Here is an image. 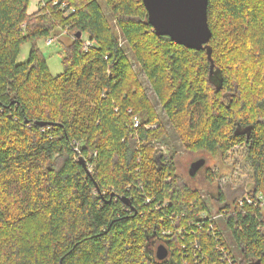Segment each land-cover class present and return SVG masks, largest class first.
<instances>
[{
	"label": "trees",
	"instance_id": "obj_1",
	"mask_svg": "<svg viewBox=\"0 0 264 264\" xmlns=\"http://www.w3.org/2000/svg\"><path fill=\"white\" fill-rule=\"evenodd\" d=\"M105 2L0 0V264H264V204L237 203L264 192V0H208L200 50ZM63 33L53 75L36 39ZM241 144L249 185L217 188L216 218L178 148Z\"/></svg>",
	"mask_w": 264,
	"mask_h": 264
},
{
	"label": "rangeland",
	"instance_id": "obj_2",
	"mask_svg": "<svg viewBox=\"0 0 264 264\" xmlns=\"http://www.w3.org/2000/svg\"><path fill=\"white\" fill-rule=\"evenodd\" d=\"M38 1L39 0H30L29 8H33L34 3L36 4L38 3ZM97 2L99 3L102 12L108 17L109 10L108 8H106L107 6L105 5V0H97ZM64 34L65 33L59 34L58 37L50 39L49 42V38L36 39L37 46L43 53L49 71L53 75H57L63 72V65L61 63V55L59 51L62 46L61 42H65L69 39L65 36L66 34ZM57 38H59V40L61 41H59ZM30 45V41H25L22 43L19 55L16 58L17 62L24 61L27 58V52H29ZM139 76L143 80V75L141 73L139 74ZM147 92L148 95L151 97L152 101L155 102L148 88ZM161 148L164 149L163 146H161ZM204 156L205 155L200 152L187 151L184 150L181 146H179L177 155L175 157L176 167L178 173L184 178V180H187L191 184L196 185L206 196H209V199L212 201L211 202L209 200L212 206V214L215 213V216L217 218L219 217L217 207L215 204L213 205L214 198L217 196V188L223 191L226 183H231L233 187H236L240 183H244V185H249L251 169L249 168L248 162L245 159V148L243 144L235 146L231 151L226 154L224 159L222 157L206 158ZM199 158H204L205 163L198 169L194 176H189L188 168L190 163L192 162V160L194 161V159L196 160ZM207 166L208 168L210 167V171L214 174V181H209L206 178V175L204 174L206 170L205 168ZM152 242L155 241H150V243ZM151 245L152 244H150V246Z\"/></svg>",
	"mask_w": 264,
	"mask_h": 264
},
{
	"label": "water",
	"instance_id": "obj_3",
	"mask_svg": "<svg viewBox=\"0 0 264 264\" xmlns=\"http://www.w3.org/2000/svg\"><path fill=\"white\" fill-rule=\"evenodd\" d=\"M207 1L142 0V3L147 12V20L156 35H166L175 43L187 48L200 50L208 44L211 37L206 18ZM162 18L179 20L180 24L179 26L174 24L165 25L161 23ZM209 56V51H207V57L210 58ZM204 163V158L194 159L188 168L189 176H194ZM167 253L166 247L160 244L155 250V258L163 260Z\"/></svg>",
	"mask_w": 264,
	"mask_h": 264
},
{
	"label": "built area",
	"instance_id": "obj_4",
	"mask_svg": "<svg viewBox=\"0 0 264 264\" xmlns=\"http://www.w3.org/2000/svg\"><path fill=\"white\" fill-rule=\"evenodd\" d=\"M49 42V40H48ZM86 44H89L88 41L85 42ZM246 201L249 204H254V205H258V204H264V192L262 191H255L252 194L246 193L243 198L238 199L237 203L238 204H242V202Z\"/></svg>",
	"mask_w": 264,
	"mask_h": 264
},
{
	"label": "snow or ice",
	"instance_id": "obj_5",
	"mask_svg": "<svg viewBox=\"0 0 264 264\" xmlns=\"http://www.w3.org/2000/svg\"><path fill=\"white\" fill-rule=\"evenodd\" d=\"M161 23H162V24H165V25H168V24H174V25H176V26H179L180 21H179V20H169V19H164V18H162V19H161Z\"/></svg>",
	"mask_w": 264,
	"mask_h": 264
},
{
	"label": "crops",
	"instance_id": "obj_6",
	"mask_svg": "<svg viewBox=\"0 0 264 264\" xmlns=\"http://www.w3.org/2000/svg\"><path fill=\"white\" fill-rule=\"evenodd\" d=\"M39 1H42V2H43L44 0H39ZM39 1H38V3H39ZM38 3H36V4L34 3V7H33V8H32V7L29 8V6H28V12H29V13L33 12V11L37 8ZM29 5H30V4H29Z\"/></svg>",
	"mask_w": 264,
	"mask_h": 264
},
{
	"label": "bare ground",
	"instance_id": "obj_7",
	"mask_svg": "<svg viewBox=\"0 0 264 264\" xmlns=\"http://www.w3.org/2000/svg\"><path fill=\"white\" fill-rule=\"evenodd\" d=\"M193 161V160H192ZM136 212V211H135Z\"/></svg>",
	"mask_w": 264,
	"mask_h": 264
}]
</instances>
